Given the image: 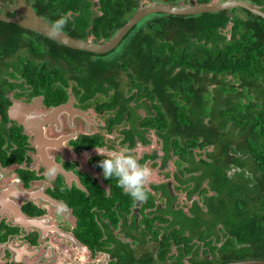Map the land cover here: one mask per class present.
Returning a JSON list of instances; mask_svg holds the SVG:
<instances>
[{"label":"trees","instance_id":"trees-1","mask_svg":"<svg viewBox=\"0 0 264 264\" xmlns=\"http://www.w3.org/2000/svg\"><path fill=\"white\" fill-rule=\"evenodd\" d=\"M24 1L49 24L67 15L63 32L75 39L93 41L107 39L136 7L135 0ZM249 2L264 12V0ZM13 4V0H0V9ZM5 15L12 16L9 12ZM140 23L141 26L124 35L123 50L114 59L116 63L111 64L125 71L133 82L130 87L143 91L150 101L153 127L163 138V153L172 150L177 156V166L180 159L187 172H200L198 181L187 193L197 192L205 212L194 203L192 216L184 219V223L183 218L171 221L170 226L176 224L179 230L161 236L155 260L148 254L139 259L129 253L121 255L113 240L114 248L106 251L117 264H156L165 259L182 264L188 256V264L264 260V20L237 9L228 14L222 11L187 17L159 14ZM227 26L225 36L222 31ZM1 55L14 58L15 65L30 56L40 64L46 57L56 59L70 71H86L87 65L88 72L100 73L109 67L99 59L84 61L79 57L91 54L68 49L3 22H0ZM29 60L24 67L15 69L39 70ZM131 72L137 74L135 81ZM74 79L78 86L88 87L91 92L102 91L100 84L92 83L102 80L100 77ZM210 85L212 89L208 90ZM203 179L208 180L207 190L198 188ZM207 191L213 195L207 196ZM130 205V199L123 198L118 211L127 214ZM148 206L146 203L144 207ZM103 207L115 227L117 219L110 210L112 205ZM91 208H80L76 214L81 224L78 230H89L93 236L86 239L88 245L102 249L104 243H99L101 235L93 223ZM127 229L125 235L131 237L135 230L133 221ZM184 231L186 237L182 235ZM149 233L156 241L157 233L151 230ZM220 236L223 238L220 245L212 246L210 238L216 242ZM193 239L201 242V247L207 250L201 253L209 254V259L197 257L199 246L190 244ZM170 245L177 250L174 256H167Z\"/></svg>","mask_w":264,"mask_h":264},{"label":"flooded vegetation","instance_id":"flooded-vegetation-1","mask_svg":"<svg viewBox=\"0 0 264 264\" xmlns=\"http://www.w3.org/2000/svg\"><path fill=\"white\" fill-rule=\"evenodd\" d=\"M135 1L136 7L125 22L136 10L152 5L188 8L218 4L213 3L214 0L207 3L198 0H149L148 4L139 6V0ZM92 11L96 10L93 8ZM3 12L0 9V14ZM7 12L16 15L13 11ZM154 15L159 13L142 20ZM141 25L138 22L129 30ZM111 36L104 40L88 38L83 41L107 43ZM123 37L101 54L76 50L91 54L80 55L81 60L99 59L108 63V69L100 73L88 72L87 65L86 71H70L64 63L48 57L41 66L30 56L28 58L32 61L27 60L39 70L20 71L15 68L24 67L26 59L15 65L14 58L0 56V264H78L85 261V257L89 261L100 254L107 256L108 264H117L118 261L106 251L114 248L113 241L121 255L129 253L134 259H139L148 254L155 260L161 236L179 230L176 224L170 226L171 221L176 218L179 222L183 218L184 223V219L192 216L194 203L201 212H205L197 192L187 193L198 181L200 172H187L186 164L180 159L177 166V156L172 150L163 153V138L153 127L154 113L150 101L143 91L140 93L137 88L130 87L133 82L129 81L125 71L111 64L116 63L114 59L123 50ZM94 75L102 78L92 81L100 84L102 91L91 92L88 87L78 86L74 79L76 76ZM131 75L135 81L137 74L131 72ZM125 145L134 149L141 162H147L152 170L156 168V159H159V169L164 168L166 162H171L173 172L168 177L174 185L170 184L169 178L154 182L153 172L147 186L148 198L137 202L117 187L115 178L106 180L98 166L104 157L97 154V148L111 151ZM51 169H55V174L50 176L48 172ZM228 173L229 176L230 171ZM163 176L167 177V174ZM207 181L201 180L198 188L206 189ZM206 195L213 193L207 191ZM123 198L131 201L127 214L118 211ZM180 198L186 202L184 208L176 204ZM146 203L148 207H144ZM60 205L66 206L63 212L57 210ZM106 205H112L110 210L117 219L115 227L103 207ZM90 206L93 223L101 235L99 243H104L102 249L95 248L94 244L88 245L86 239L93 236L89 230H78L81 224L76 214L80 208ZM131 221L135 230L131 237H127L125 234ZM216 229L214 232L217 234ZM149 230L157 233L156 241ZM113 231L120 232L126 241L115 237ZM182 235L186 237L187 232ZM80 236H84L83 241ZM210 239L215 247L223 240L221 236L216 242L213 237ZM190 244L199 246L198 258H210L209 254L201 253L207 250L201 247L200 241L193 239ZM146 245H150V250L143 249ZM176 252L175 246L170 245L167 256H174ZM188 259L189 256L184 257L182 264H188ZM156 264L175 262L165 259L163 263Z\"/></svg>","mask_w":264,"mask_h":264},{"label":"water","instance_id":"water-1","mask_svg":"<svg viewBox=\"0 0 264 264\" xmlns=\"http://www.w3.org/2000/svg\"><path fill=\"white\" fill-rule=\"evenodd\" d=\"M13 1L14 5L4 9V12L0 14V22L17 25L21 29L34 32L35 34L43 36L68 49L81 50L95 54H101L111 49L131 27L136 25L146 16L152 14L159 13L169 16H193L203 13H217L224 10L242 9L264 20V12L254 6V4L249 2V0H225L218 4L192 5L188 8L167 5H152L136 10L131 17L112 34L107 43H91L88 41L74 39L64 32L56 37H51L48 33L49 24L37 16L30 5L26 4L23 0ZM7 11H13L16 15L7 17L5 15ZM226 264H264V260H244Z\"/></svg>","mask_w":264,"mask_h":264},{"label":"clouds","instance_id":"clouds-1","mask_svg":"<svg viewBox=\"0 0 264 264\" xmlns=\"http://www.w3.org/2000/svg\"><path fill=\"white\" fill-rule=\"evenodd\" d=\"M68 22L67 15H61L48 25V33L51 37L62 34ZM97 154L104 157L98 163L106 180L115 178L117 187L137 202H143L148 198V185L153 176V170L147 162H141L135 150L122 146L116 150L105 151L97 148ZM55 169H51L48 175H54ZM64 205L58 206V212L65 210Z\"/></svg>","mask_w":264,"mask_h":264},{"label":"rangeland","instance_id":"rangeland-1","mask_svg":"<svg viewBox=\"0 0 264 264\" xmlns=\"http://www.w3.org/2000/svg\"><path fill=\"white\" fill-rule=\"evenodd\" d=\"M219 2H222V0H214V1H213V3H219ZM148 3H149V0H139V6H142V5H145V4H148ZM178 4L181 5L180 1H179ZM239 13H240V12H239ZM240 15H242V14L240 13ZM149 18H150V17H148L147 19H149ZM227 30H228V26L222 31V33L225 34V36H227ZM210 89H212V85H210V87H208V90H210ZM116 138H117V137H116ZM155 148L157 149V148H158V145H156ZM209 149H210V148H209ZM200 155L203 156V153H201ZM155 165H156V168H154V170H153V172L155 173V174H154L153 181H154V182H158V181H160V180H162V181H166L167 178H169V177H168L169 174H170L171 172H173L172 163H171V162H166L165 167L162 168V169H159V168H158V165H159V159H156V160H155ZM164 174H167V177H164V176H163ZM228 174H229V173H228ZM156 175H157V176H156ZM158 177H160V178H158ZM161 177H162V178H161ZM169 181L171 182V183H170L171 185H174V182L172 181L171 178H169ZM176 193H179V192H176ZM155 195H156V197H157V194H155ZM180 202H182V204H181ZM184 203H186V202H184V201L182 200V198H180V200H178L176 204H178L179 206H182V207L184 208V207H185V205H183ZM113 234L115 235V237L119 238L120 240H122V241H126V239H124V238L122 237V235L120 234V232H118V231H113ZM143 249H144V250H147V251L150 250V245H146L145 248H143ZM173 251H174V250L172 249V252H173ZM94 259H95L96 261H94ZM94 259H91V260L87 261V260H86V257H85V261L79 262L78 264H108L107 262H108V260H109V259L107 258V256L102 255V254H100V255H96ZM86 261H87V262H86ZM83 262H84V263H83Z\"/></svg>","mask_w":264,"mask_h":264}]
</instances>
